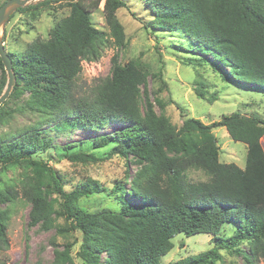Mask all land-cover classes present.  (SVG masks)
Wrapping results in <instances>:
<instances>
[{
	"label": "trees",
	"instance_id": "1",
	"mask_svg": "<svg viewBox=\"0 0 264 264\" xmlns=\"http://www.w3.org/2000/svg\"><path fill=\"white\" fill-rule=\"evenodd\" d=\"M143 1L153 14L149 27L182 33L196 48L211 53L214 63L225 66L237 82L264 90V0ZM69 5L70 13L54 25L47 40L36 39L21 52H6L15 81L25 85L38 117L33 124L0 133V165L23 162L35 174H44L46 164L33 155L50 147L45 139L48 129L41 130L47 124L55 123L54 131L126 125L93 141L94 149L113 143L109 157L131 156L144 162L128 187L121 182L113 185L118 211L89 213L76 204L81 197L105 192L98 182L88 181L66 192L60 176L47 175L62 200L60 215L71 230L81 233L77 256L83 264H160L178 234H205L224 249L244 241L253 257L264 258V122L230 114L211 125L188 118L174 128L164 115L153 112L149 102L141 108L140 87L146 82V70L135 63L121 65L116 55L111 60V76L102 80L94 93L76 98L74 80L81 62L96 61L109 40L93 27L91 7L84 0H70ZM124 6L122 0H104L103 4L108 36L116 46L125 42L116 18V11ZM3 86L1 79L0 95ZM195 95L203 97L197 89ZM210 99L216 100L214 96ZM213 127H223L232 141L246 146L243 168L218 161ZM67 157L71 161H100L85 153ZM189 170L201 171L207 179L192 181L187 176ZM20 193L31 205L29 224L52 228L53 201L47 200L48 189L42 190L38 182H23ZM18 198L16 187L0 188V250L8 247V213ZM227 223H234L237 233L225 239L219 232ZM69 247L55 252L52 264L70 262ZM219 258L215 247L173 264H212Z\"/></svg>",
	"mask_w": 264,
	"mask_h": 264
},
{
	"label": "rangeland",
	"instance_id": "2",
	"mask_svg": "<svg viewBox=\"0 0 264 264\" xmlns=\"http://www.w3.org/2000/svg\"><path fill=\"white\" fill-rule=\"evenodd\" d=\"M6 1L0 0V7ZM96 1L84 0V3L91 7L93 27L107 34L109 43L101 50L96 61L81 62V71L74 80L76 98L94 93L98 84L111 76V60L116 55L121 65L135 63L146 70V82L140 87L141 108L144 109L149 102L153 112L164 115L174 128H179L188 118L211 125L230 114L264 122V90L237 82L225 66L214 63L211 53L196 48L182 33L149 27L153 14L143 0H122L125 6L116 11V18L125 36L122 46H116L108 36L103 16L104 0L94 6ZM69 4L70 0L41 1L16 10L0 28L5 52H21L36 39L47 40L54 25L70 13ZM1 79L4 81L1 88L3 93L7 84L4 67L0 69ZM195 89L203 94L201 99L195 95ZM212 96L216 98L215 101L210 99ZM5 112L8 115L0 116V133L18 130L37 120L38 112L24 84L15 81L8 98L0 105V114ZM54 124L41 127V130L48 129L45 139L49 140L50 147L33 155V159L46 164L44 174H35L23 162L0 165V188L14 186L19 192V198L10 204L6 223L8 247L0 250V264H52L55 252L63 251L65 246H70L71 257V261L65 264H83L77 256L82 243L81 233L71 230L69 222L60 215L62 200L52 190L48 173L53 172L61 177L62 188L66 192L88 181H96L106 188L105 192L81 197L76 203L83 210L96 213L105 209L118 211L120 203L117 193L111 191L113 185L121 182L128 187L134 174L144 165V162L131 156L109 157L113 143L101 149L93 148V141L97 138L109 137L126 125L109 124L95 130L76 128L54 131ZM211 133L218 146V161L243 168L246 146L232 141L223 127H213ZM261 142L264 149V136ZM72 153L93 154L100 161H71L67 156ZM187 176L192 181L207 179L204 173L195 170H189ZM23 182H38L42 190L48 189L47 200L53 201L52 228L44 229L41 224H29L31 205L21 197ZM127 197L131 203H135ZM236 233L235 224L227 223L222 226L219 235L228 239ZM210 239L211 236L205 234L190 237L178 234L171 240L173 248L160 258V264H173L215 247L220 258L212 264H264V258L252 256L247 242L239 241L234 248L227 245L228 249H224L217 247ZM99 257L104 259L103 254H99Z\"/></svg>",
	"mask_w": 264,
	"mask_h": 264
},
{
	"label": "water",
	"instance_id": "3",
	"mask_svg": "<svg viewBox=\"0 0 264 264\" xmlns=\"http://www.w3.org/2000/svg\"><path fill=\"white\" fill-rule=\"evenodd\" d=\"M41 1H61V0H7L0 7V28L7 22L8 18L18 9ZM0 60L7 76V84L4 92L0 95V105L8 98L9 93L15 83L16 77L13 72L12 60L4 50L0 37Z\"/></svg>",
	"mask_w": 264,
	"mask_h": 264
}]
</instances>
